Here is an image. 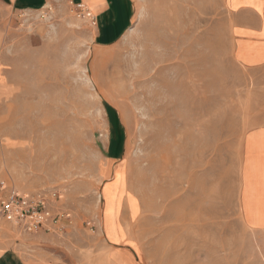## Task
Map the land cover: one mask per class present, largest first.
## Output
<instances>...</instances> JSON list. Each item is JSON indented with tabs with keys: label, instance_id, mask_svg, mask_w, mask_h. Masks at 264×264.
I'll use <instances>...</instances> for the list:
<instances>
[{
	"label": "rangeland",
	"instance_id": "374dc122",
	"mask_svg": "<svg viewBox=\"0 0 264 264\" xmlns=\"http://www.w3.org/2000/svg\"><path fill=\"white\" fill-rule=\"evenodd\" d=\"M8 2L0 0V199L10 189L42 193L57 221L28 233L0 216V249L47 264H115L119 248L131 264H264V231L245 225L239 201L241 165L245 177L264 171L251 156L264 144L248 136L243 146L264 117V70L233 61L225 0H133L129 26L108 44L70 3ZM190 173L206 179L197 196ZM252 190L264 218V183ZM165 199L185 200L178 213L198 217L199 231L162 217Z\"/></svg>",
	"mask_w": 264,
	"mask_h": 264
},
{
	"label": "crops",
	"instance_id": "0c3cea01",
	"mask_svg": "<svg viewBox=\"0 0 264 264\" xmlns=\"http://www.w3.org/2000/svg\"><path fill=\"white\" fill-rule=\"evenodd\" d=\"M13 9L36 10L54 2L75 5L82 3L92 14L93 21H87L94 39L100 44L117 40L129 26L133 12V0H7ZM229 16L232 59L236 65L252 72L264 70V0H225ZM264 144V117L254 123L245 133ZM255 159H264V145L256 146L251 151ZM243 160V150H242ZM264 183V171L250 170L245 177L240 174L239 201L245 225L257 231H264V218H259L256 210L255 195L252 187ZM246 202L248 208H246ZM108 242V241H107ZM109 244L114 242L109 241ZM120 244V243H117ZM124 248L114 252L115 264H131L126 261ZM113 260V259H112ZM0 264H47L42 258L26 257L15 249H0Z\"/></svg>",
	"mask_w": 264,
	"mask_h": 264
},
{
	"label": "built area",
	"instance_id": "2783aa9c",
	"mask_svg": "<svg viewBox=\"0 0 264 264\" xmlns=\"http://www.w3.org/2000/svg\"><path fill=\"white\" fill-rule=\"evenodd\" d=\"M74 6L78 17L93 21L91 12L82 3ZM47 200L42 193H22L10 189L0 199V216L28 233L35 232L57 221L47 206Z\"/></svg>",
	"mask_w": 264,
	"mask_h": 264
},
{
	"label": "bare ground",
	"instance_id": "6f19581e",
	"mask_svg": "<svg viewBox=\"0 0 264 264\" xmlns=\"http://www.w3.org/2000/svg\"><path fill=\"white\" fill-rule=\"evenodd\" d=\"M177 1H179V0H177ZM211 2V1H210ZM197 3V2H196ZM177 5V4H176ZM196 7V6H195ZM185 8V7H184ZM188 8H189V5H188ZM185 9H187V8H185ZM185 9H184V12H185ZM189 10V9H188ZM182 8H181V5L179 6V5H177V7L174 9V18L176 19V20H180L181 19V15H182ZM189 15L191 14V13H188ZM202 14V13H201ZM194 15V14H193ZM197 15V14H196ZM191 19V18H190ZM185 20H186V17H185ZM197 20V19H196ZM199 20V19H198ZM187 21H190V20H187ZM183 22V21H182ZM188 23V22H187ZM186 23V24H187ZM192 23V22H191ZM196 23L194 22V25H195ZM199 25H200V23H199ZM176 28V27H175ZM186 29V28H185ZM191 31V30H190ZM190 33V32H189ZM192 33V32H191ZM164 34V33H163ZM162 35V34H161ZM199 35V34H198ZM173 36V35H172ZM161 37V36H160ZM167 37V36H166ZM190 39V38H189ZM199 39V38H198ZM168 40V39H167ZM200 40V39H199ZM185 41H187L186 39H185ZM204 41V40H203ZM202 41V42H203ZM156 42H157V40H156ZM160 43V42H159ZM164 43V42H163ZM162 43V44H163ZM186 43V42H185ZM179 44H181V43H179ZM183 44H184V42H183ZM196 44V43H195ZM197 45V44H196ZM195 45V46H196ZM162 46V45H161ZM174 46V45H173ZM181 46V45H180ZM178 47V46H177ZM190 47V46H189ZM206 46H204V48H205ZM212 47V46H211ZM162 48H164V47H162ZM195 48V47H194ZM207 48V47H206ZM165 49V48H164ZM163 49V50H164ZM169 49V48H168ZM162 50V51H163ZM167 50V49H166ZM170 50H172V48H170ZM195 50V49H194ZM165 51V50H164ZM163 51V52H164ZM202 51V50H201ZM172 52H173V50H172ZM168 53V52H167ZM167 53L165 52V54L167 55ZM195 53V52H194ZM203 53H205L204 52V50H203ZM211 53V52H210ZM160 55V54H159ZM157 56V55H156ZM168 56V55H167ZM181 56H183V55H181ZM193 56V55H192ZM157 58H159V57H157ZM210 60V59H209ZM146 61V60H145ZM151 61V60H150ZM148 62V61H147ZM153 62V61H152ZM155 62V61H154ZM157 62H159V61H157ZM156 62V63H157ZM160 63H162V62H160ZM201 64V63H200ZM199 64V65H200ZM214 64V63H213ZM198 65V66H199ZM142 70V69H141ZM173 71H175V70H173ZM179 71V70H178ZM175 74H177V73H175ZM174 74V75H175ZM172 75V74H171ZM171 78V77H170ZM174 79V78H173ZM171 81V80H170ZM176 81V80H175ZM174 81V82H175ZM93 82V81H92ZM172 82V81H171ZM180 83H177L176 85L177 86H175L174 84H170L171 86H172V88L176 91V93H177V101H178V103L180 104V105H182V106H186L187 105V101H186V99L184 98V96H183V94H184V92H183V90H182V85L180 84ZM97 91V90H96ZM97 93H99V94H101L102 96H104V94H103V92L102 91H99V92H97ZM212 93V92H211ZM76 94H78V92L77 93H75V95ZM72 96H73V98H74V95L73 94H71ZM78 96V95H77ZM79 96H81V95H79ZM76 98V97H75ZM82 98V97H81ZM71 99H72V97H71ZM73 101H74V99H72ZM78 101H80L79 99H78ZM78 101H77V104H78ZM85 101V100H84ZM69 102H72V101H69ZM83 102V101H82ZM73 103V102H72ZM74 103H75V101H74ZM80 103H81V101H80ZM87 103V102H86ZM77 104H75V105H77ZM82 104V103H81ZM73 105V104H72ZM84 106H86V104L84 105ZM83 106V107H84ZM206 106V105H205ZM211 106V105H210ZM76 107V106H75ZM74 107V108H75ZM208 107H209V105H208ZM72 108V107H71ZM74 110V109H73ZM77 110H78V107H77ZM75 112H76V110H74ZM79 111H80V109H79ZM83 111V110H82ZM74 112V113H75ZM77 113V112H76ZM75 113V114H76ZM78 114H79V112H78ZM74 115V114H73ZM76 116V115H75ZM69 118V117H68ZM186 118V117H185ZM78 119V118H77ZM74 120V119H73ZM76 121V120H75ZM74 121V122H75ZM71 122V121H70ZM73 122V121H72ZM71 122V123H72ZM145 134V133H144ZM143 134V135H144ZM191 139H193V142H195V144L197 143V145H198V142H200V144H201V139L200 138H198V137H194V136H191ZM141 146L144 148V144H141ZM193 152H195L194 153V155H193V162L194 163H196V164H200V158H201V149L200 148H198L197 149V147H195V149L194 150H192ZM144 157V160H145V155L143 156ZM144 169V168H143ZM142 170V169H141ZM140 174H141V178L140 179H142V180H144L143 179V175H142V172H140ZM143 174H144V172H143ZM187 183L189 184V190H190V192H192V193H194L195 194V196H197L196 194L198 193V190H199V188H200V191H205L206 190V179H203V177H196L195 175H194V173H190L189 174V176H188V178H187ZM175 199H180L179 197H176ZM200 199V198H199ZM166 200V202H164V204H165V208L162 210L163 212L161 213V215H162V217H170V218H175V220L176 221H179L180 222V225L179 226H183V227H186V225L189 223V222H191V229H194L195 227L197 228V230L199 231V229H200V219L198 218V217H194V218H191V221H190V219H187V217H186V215H181V213H182V211L184 210V207H186L185 205H186V203H185V200L182 202V199L178 202V203H176V201H175V203L174 204H172V202H170L168 199H165ZM167 200H168V202H167ZM181 212L180 214L178 213V212ZM188 220H189V222H188ZM197 235H198V233H197ZM197 235H195L194 236V238H195V240H197V241H199V239H198V236ZM197 238V239H196Z\"/></svg>",
	"mask_w": 264,
	"mask_h": 264
}]
</instances>
